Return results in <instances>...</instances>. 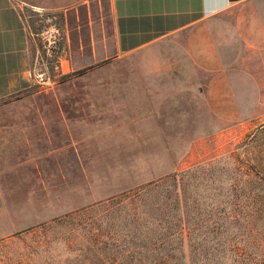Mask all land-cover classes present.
Instances as JSON below:
<instances>
[{"label": "rangeland", "instance_id": "rangeland-1", "mask_svg": "<svg viewBox=\"0 0 264 264\" xmlns=\"http://www.w3.org/2000/svg\"><path fill=\"white\" fill-rule=\"evenodd\" d=\"M183 37L93 75L206 82L210 76L181 54ZM222 69L224 76L213 86L221 100L205 101L207 91L202 95L198 85H188V94L174 95L172 115L157 118L162 126L148 116L103 117L108 123L93 125L88 141L76 148L68 141L69 76L50 75L53 82L1 100L0 126L42 128L27 148L20 141H0V264H103L107 254L96 250L94 260L90 239L104 240L106 202L194 167L202 211L233 208L230 195L229 203L216 202L211 181H221L224 193L237 168L264 179V52L234 49ZM256 208L264 210V204Z\"/></svg>", "mask_w": 264, "mask_h": 264}, {"label": "crops", "instance_id": "crops-1", "mask_svg": "<svg viewBox=\"0 0 264 264\" xmlns=\"http://www.w3.org/2000/svg\"><path fill=\"white\" fill-rule=\"evenodd\" d=\"M46 18L63 32L59 68L49 77L71 80L68 141L74 148L88 141L93 125L108 123L103 117L148 116L162 126L157 118L172 115L174 95L188 94V85L207 91L205 101L221 100L213 86L234 49L264 52V0H0V101L45 84L37 76ZM177 36H184L185 61L210 76L203 87L192 78L93 75ZM39 128L0 126V141L27 148Z\"/></svg>", "mask_w": 264, "mask_h": 264}, {"label": "trees", "instance_id": "trees-1", "mask_svg": "<svg viewBox=\"0 0 264 264\" xmlns=\"http://www.w3.org/2000/svg\"><path fill=\"white\" fill-rule=\"evenodd\" d=\"M197 169L108 200L104 240L90 239L92 258L97 250L107 254L103 264H264V210L256 208L264 204V179L237 168L238 176L224 193L221 181L212 180L216 202L223 206L230 195L234 206L204 213ZM252 188L259 191L252 193ZM250 205L254 208L247 209Z\"/></svg>", "mask_w": 264, "mask_h": 264}, {"label": "built area", "instance_id": "built-area-1", "mask_svg": "<svg viewBox=\"0 0 264 264\" xmlns=\"http://www.w3.org/2000/svg\"><path fill=\"white\" fill-rule=\"evenodd\" d=\"M40 53L38 56V63L43 73L37 76L45 83L53 82L49 77L51 71H58L61 42L63 40V32L56 24L53 18H46L44 27L38 35Z\"/></svg>", "mask_w": 264, "mask_h": 264}]
</instances>
